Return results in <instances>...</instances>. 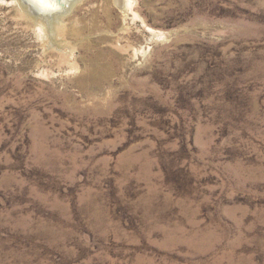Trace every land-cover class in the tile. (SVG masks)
<instances>
[{
  "label": "rangeland",
  "instance_id": "1",
  "mask_svg": "<svg viewBox=\"0 0 264 264\" xmlns=\"http://www.w3.org/2000/svg\"><path fill=\"white\" fill-rule=\"evenodd\" d=\"M71 1L0 0V264H264V0Z\"/></svg>",
  "mask_w": 264,
  "mask_h": 264
},
{
  "label": "bare ground",
  "instance_id": "2",
  "mask_svg": "<svg viewBox=\"0 0 264 264\" xmlns=\"http://www.w3.org/2000/svg\"><path fill=\"white\" fill-rule=\"evenodd\" d=\"M13 1L18 2L20 3V5L26 7L28 10V13H32L34 16H37V17L40 16L41 19H37V18L36 19L41 20L42 22L47 21L51 17H54V16H62V15L65 16L64 14L66 12L65 8L68 6L69 3L72 2L71 0H36V1L27 0L28 3L26 4L27 6H25L22 0H13ZM131 1L132 0H128V3H126L127 2L126 0H116L115 3H116V6H118V8L121 11L127 13L131 6ZM78 2H80V0H75L74 5L77 4ZM53 20H55V18ZM60 20L58 17V21ZM53 28L51 27L50 29H53ZM102 74H104L102 81H106V79L109 78L106 75L107 72L103 71Z\"/></svg>",
  "mask_w": 264,
  "mask_h": 264
},
{
  "label": "water",
  "instance_id": "3",
  "mask_svg": "<svg viewBox=\"0 0 264 264\" xmlns=\"http://www.w3.org/2000/svg\"><path fill=\"white\" fill-rule=\"evenodd\" d=\"M34 1V0H31ZM36 1V0H35ZM22 2L25 4V6H27L26 4L28 3L27 0H22Z\"/></svg>",
  "mask_w": 264,
  "mask_h": 264
}]
</instances>
